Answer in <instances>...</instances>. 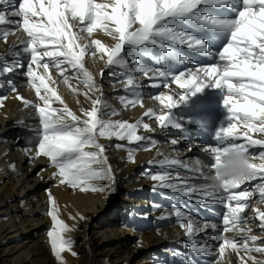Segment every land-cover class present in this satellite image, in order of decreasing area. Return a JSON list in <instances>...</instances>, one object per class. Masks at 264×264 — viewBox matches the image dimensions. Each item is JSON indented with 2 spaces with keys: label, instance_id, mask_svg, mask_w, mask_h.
I'll return each mask as SVG.
<instances>
[{
  "label": "snow or ice",
  "instance_id": "obj_1",
  "mask_svg": "<svg viewBox=\"0 0 264 264\" xmlns=\"http://www.w3.org/2000/svg\"><path fill=\"white\" fill-rule=\"evenodd\" d=\"M14 2L15 0H0V5L4 6V9L0 10V26L15 24L28 38L22 48L23 53L30 55L25 75L38 101L42 102V105H31L39 116L40 126L37 132L38 144L32 158L46 157L50 166L56 170L53 179L60 185L78 188L80 191L103 192L108 187L115 191L112 169L110 166L106 167V146L98 142L99 138L115 137L117 140H127L129 144L145 139L136 134L139 122L131 124L105 119L104 109L108 106L99 98L94 99L91 109L83 110L81 115L75 114L67 106L61 109L52 108L53 99L61 103L63 101L49 86V82L55 83L49 74L50 68H55L59 75L64 77L66 84L70 78L65 73L74 70L73 78L82 77L81 82L85 88L99 91L92 73L83 63L86 55L95 56L98 53L102 59L106 57L107 65L125 70L127 78L124 83L137 97V100L130 101L132 103L138 102L141 93L137 89L142 87L135 82L137 78L133 72L142 73L145 77L149 76V73L162 77L165 88L168 87V79L171 76L172 82L185 91L178 94L176 103H173V96H155V99L164 103V107L169 110L187 103L192 96L201 93L206 87L219 89L224 93L223 105L229 115L227 127L221 126L215 133V139L223 143L231 138L233 142L223 148L209 149L215 160L211 165V168L215 169V175L205 176L210 183H205L200 188L188 185L185 190L184 187L169 182V175L153 174L150 178L159 182L155 187L178 191L185 197L202 191L210 198L211 204L222 205L226 209L222 217V233H242L245 238L243 241H237L223 234L213 236L212 239L219 242V255L223 256L226 249L231 248L234 252L245 253V256L240 257L241 264H247L248 260H251L252 264H264V261H258L251 255L253 252L264 254V246H257L258 240L264 238V232L259 237L252 234L250 221L241 215L248 208L247 201L255 191L259 192L257 203L264 205V151L258 155L249 153V148L258 146L264 149V0H103L99 3L96 0H20L18 9L13 6L9 12L8 7L14 5ZM236 3H242V7L235 19L193 15L202 4L223 7ZM9 16L19 17L20 20L11 21ZM188 17L206 27L229 34L227 43L218 54L208 53L211 59L218 56V62L198 66L195 70L189 68L187 72L180 71L174 75H168L160 68L145 67L139 64L136 58H132V66L129 65L128 59L122 54L128 46L139 48L155 45L163 48L159 41H164L204 52L202 40L164 25L169 19ZM75 21L78 23H74ZM97 29L110 36L115 43L109 46L99 39L84 43L82 34L86 33L91 37ZM12 30L4 28L0 38L7 40L9 31ZM93 47L95 51L89 52ZM163 50L169 51L168 48ZM12 55L18 60L21 52L13 51ZM172 58L186 62L183 56ZM0 62L4 64L0 68V75L12 71L16 66H24L20 63L9 66L3 57H0ZM33 65L42 68L43 74L38 73ZM151 86L158 87L156 84ZM9 89L16 91L11 81ZM3 99L6 97H0V101ZM16 99L22 100L26 106L30 105L28 100L19 95ZM120 99L123 101L125 98ZM170 112L156 115V121L164 129L170 126L185 132L184 124L172 120ZM145 115L151 116L154 113L149 110ZM143 127L149 130L148 124H143ZM252 133L261 134V138L253 139ZM237 139H243L244 142L235 143ZM177 142V139L172 140L173 144ZM115 146L122 147L120 144ZM131 159L130 155L129 160ZM162 163L168 167H189L175 159ZM196 164L195 170L199 171L201 162L197 161ZM225 168H232L236 174L231 178H222L221 172ZM258 176L262 182L251 191L247 187L238 192L231 191L241 189L242 185L256 180ZM100 181L108 183H98ZM221 190L227 195H218ZM48 203L55 204L50 192ZM252 211L256 213L254 219L260 222L259 227L264 229V210L252 208ZM174 214L190 241L196 233L206 230L209 226L213 229L217 227L215 223H205L203 228L199 227L193 222L191 215L180 207H174ZM48 215L52 220V228L47 233L51 250L59 264H64L61 253L70 250L73 241L64 239L62 234L70 229L57 219L54 209L49 210ZM193 251L211 255L212 247L193 245Z\"/></svg>",
  "mask_w": 264,
  "mask_h": 264
},
{
  "label": "bare ground",
  "instance_id": "obj_2",
  "mask_svg": "<svg viewBox=\"0 0 264 264\" xmlns=\"http://www.w3.org/2000/svg\"><path fill=\"white\" fill-rule=\"evenodd\" d=\"M19 2L20 0H15L14 5L8 7V11L10 12L13 6L18 9ZM96 2H103V0H96ZM3 9L4 6L0 5V10ZM212 9H214L213 6L202 4L195 10L193 15H208L209 10ZM231 13L230 11H222L220 14L228 15ZM8 19L11 21L20 20L19 17L11 16H9ZM164 25L173 27L178 31H183L190 36L202 40L204 42L205 51L200 52L182 45L169 43V45H167L169 48V52L166 54L167 57L164 56V59H156L152 57L153 51L148 48L149 45H144L139 48L128 46L122 54L128 59L130 66H132V58H136L139 64L145 67L160 68L168 75H174L172 72L177 71L175 66L180 68V71L187 72L189 68L195 70L198 66H205L213 62H218V56L211 59V56L208 55V53L214 54V52L210 49L212 42L207 37V34L212 30L217 31L216 29L206 27L191 17L184 19H169L164 22ZM4 28L13 30L9 31L7 40L0 38V57H3L8 62L9 66L17 63L24 64L27 54L22 52V48L25 46L28 39L26 34L15 24H7L0 26V37L3 36ZM220 32H222L225 37L229 35L226 31ZM87 38L89 39L88 43H90L91 39H99L109 46L115 43L110 36L99 29L94 31L91 37L87 36ZM13 51L21 52L18 60L13 57ZM94 51V47L89 49V52ZM173 56H183L186 62L180 61L173 64V62L177 60L173 59ZM90 57H94L102 62L98 77L101 76V73L105 70L110 72V75L106 77L111 79V85L106 96L102 94V90L97 91L94 89L89 99L90 109L92 107V101L99 98L108 106L104 109L106 113L105 119H110L113 122H124V120L137 121L142 127L143 124L146 123L149 126V130L144 129L146 135L153 134L155 137L160 138L162 143H165L163 146L167 148L172 146L178 147L185 141L186 144L183 143V145L187 148L186 154L190 151L191 153L189 154L191 155H189L185 161H180V163L188 164L191 162L190 159H195L192 158V154L196 155L198 158H202L210 163V168H208L210 173L208 176L215 175V169L211 168L215 160L209 149L212 147L223 148L233 142L231 138L225 140L223 143L216 141L215 133L220 129V124L223 122H219L216 125L214 129L215 132L203 130L190 122L182 123L185 126V132L183 133L178 129H172L170 126L164 129L155 119L156 115L163 114H156V112L167 114L171 111L169 113L170 118L174 121L182 122L181 119L183 115L181 111L185 105L183 104L181 106L182 108H175L176 111H173V109L169 110L165 107L161 108V105H164V103L161 104V101L155 99L156 90L159 88L152 87L151 85L156 84L162 87V77H158L152 73H149V76L145 77L142 73L133 72L132 74L137 78L135 82L142 87L137 89V91L141 93L138 102L132 103L130 101L137 100V97L132 89L124 83V80L127 78L125 70L118 69L116 66L107 65L106 57L102 59L98 53L95 56H85L83 61L85 67ZM1 65L4 66L3 62H0V66ZM23 70L24 68L19 66L14 67L12 70L15 80L10 81L15 85V92L9 89V81H7V78L5 79L7 73L0 75V85H2L0 86V88H2L0 89V94L3 95L8 92L7 96L9 97L0 108V264H59V261L51 250L47 235L48 231L52 228V220L48 215V211L53 209L57 215V219L65 223L69 229H71L72 226H77L82 219L89 220L93 224L91 226V236H84L82 240V264H209V262H211V264H216L219 256L215 253L216 249L212 246L213 243L210 240L203 237L200 238V233L198 232L190 241L184 229L180 227V222L171 220L169 214L163 213L162 207L166 206L171 201V193H178V191L174 192L168 188L155 187L157 181L151 179V182L146 184V187L151 188L149 194V198L151 199L150 209L148 205L146 208H139V205H141L140 201H135L130 195L132 186L128 185L129 181L127 182V175L130 174L132 168L126 166L123 159H121V152L116 154L113 153V146H111V142L113 141L116 143H125V141L117 140L115 137L101 141V144L106 146L105 155L113 159V165H116V168L119 167L122 170V173L117 176H115L117 170L113 173L115 191H113L110 201L107 200L104 202L101 196L97 195H84L82 198L73 197V194L66 188L58 191L57 187L52 186L58 184L57 180L47 177L44 181H41L33 177L35 170L45 165V163L39 161V157L35 159L32 158L35 152V150L32 149V144L39 139L37 132L40 126L38 123L39 116L31 105L41 102L38 101V98L28 85V80L25 75L26 72L23 73ZM96 83L98 85V79ZM163 88L167 90L170 89L175 93L177 91V84L172 82L170 76L168 79V87L165 88L163 86ZM206 90L209 96L221 99V103L223 104L224 93L221 90L212 87H206ZM119 92H122V94L119 95ZM17 95L28 100L30 105L26 106L22 100L16 99ZM121 97L125 99L122 101L120 99ZM115 100L118 104L113 103ZM115 106L120 107V112H115V115L109 114V111L115 108ZM149 110H152L154 115H145ZM224 118L226 117H221V120ZM11 130H16L15 135L17 139L13 143L11 138L7 139L6 136ZM258 138L260 137H254L253 139ZM173 139H177L178 142L173 144ZM153 141V139L149 140L148 138L138 141L137 144H139L140 147H137V149H141L144 144H149ZM243 142V139H237L235 141V143ZM190 143H192L191 147ZM160 144V142L155 140L153 148L161 146ZM197 146L200 150L196 148ZM253 150L257 152L260 150L264 151V149L257 146L249 148V153L252 154L251 151ZM147 154H149L147 151L140 153V155L143 156ZM141 162L142 160H138L135 165L139 166ZM107 165L113 166L110 162L107 163ZM12 166H14V170H12ZM164 166L167 167L166 169L177 167H168L166 164ZM195 166L197 167L196 163ZM144 167H146L147 170L140 175H144V173L151 174L155 168L153 162H147ZM201 168L203 167L201 166L200 170L196 172L195 170L190 171L187 178L190 180L188 185L200 188L205 183H210V181L205 179L204 174L200 173ZM149 177H151V175ZM260 182H262L261 177L258 176L256 180L246 182L242 185L241 189H233L231 191L238 192L245 187L252 190ZM136 184L144 189L143 184H145V182L137 180ZM175 184L178 186L182 185L180 178ZM157 189H163L169 194H166L167 197H158L157 192H155ZM49 192L55 201L54 205H49L48 203ZM121 193H124V197L121 199L124 204V216L122 217L124 223H120L121 225L115 228L113 224H107L105 220L108 218L113 219ZM222 194L227 195L221 190L218 195ZM192 197L190 202L199 205L197 208L200 210L202 209L200 206H204L205 204L213 205L210 203V198L206 197L202 191L192 193ZM201 200L207 203H201ZM258 200L259 192L255 191L247 201L249 205L248 208H246L245 212L241 215L250 221L249 226L252 228V234L259 237L261 233L264 232V229L259 227L260 222L254 219L256 213L252 211V208L264 210V205L258 204ZM159 201H161V203H159ZM179 201L180 197L175 198V202ZM218 207H222V205H218ZM139 209L141 211H139ZM213 209L212 212L216 211L215 206ZM192 213L195 214L194 212ZM163 214H165V217L161 220L160 217ZM143 218H146L147 222H145ZM87 224L88 223H86L84 227L85 231L90 227ZM164 228L167 229L165 233L162 234L161 230ZM69 231L62 234L64 239L70 236ZM90 237L98 242L94 243ZM139 237H143L146 242L143 243V240H140ZM229 237L237 241H243L245 238L242 233L237 234L236 232H230ZM134 238H137V243L134 242L136 241ZM131 243L136 244L138 247H131ZM193 245L196 247L211 246L212 254L206 255L193 251ZM257 246H264V238L258 240ZM155 253H158V255H155ZM235 255L240 260L241 256H245V253L236 252ZM251 255L258 261H264V254L253 252ZM61 256L64 260V264L71 263L67 260L65 252L61 253ZM247 264H252V261L248 260Z\"/></svg>",
  "mask_w": 264,
  "mask_h": 264
},
{
  "label": "rangeland",
  "instance_id": "obj_3",
  "mask_svg": "<svg viewBox=\"0 0 264 264\" xmlns=\"http://www.w3.org/2000/svg\"><path fill=\"white\" fill-rule=\"evenodd\" d=\"M74 23H78V21H75ZM84 36V43H88L89 39L87 38V34L83 33L82 34ZM159 43L163 44V48H168L167 45H169V42H164V41H159ZM5 45V44H4ZM7 46V44H6ZM148 48H150L153 52H152V57L156 58V59H160L158 58V53L159 51L157 49H161L162 51V57H167V53L163 50L162 47H156L155 45H149ZM169 49V48H168ZM169 52V51H168ZM29 54L26 55V58L24 60V70L23 73L26 72L27 69V65L29 63L30 60V55ZM47 59V58H46ZM43 63V61L41 62ZM86 69L88 71H90L93 75V79L94 82L96 84V86L98 87V89L102 92V94L104 96H106L108 94V90L110 87V83H111V79H108V77L110 75L109 71H103V76H99L98 74L101 70V65L102 62L99 61L98 59H95L94 57H90L88 59V61L86 62ZM173 64H176V62L174 61ZM3 65L0 66V68H2ZM33 68L40 74H43V69L42 68H36L35 65H33ZM110 69V68H108ZM73 71L74 70H69L68 72L65 73L66 76H68L69 79V83H64V77L60 76L59 73L56 71L55 68H50L49 70V74L53 77L55 83H51L49 82V86L52 87L56 92L57 95L60 97V100L63 101V103H61L60 101H57L55 99H53V102L51 104L52 108H56V109H61L65 106H67L69 108V110H71L72 112H74L77 115H81V112L83 110H90L89 107V99H90V95L94 92V89H88L85 88L82 81V77L80 78H73ZM180 72V71H178ZM27 77V76H26ZM7 78V81L10 80H15L12 71L8 72L6 74L5 79ZM4 79V80H5ZM98 79V85L96 83ZM28 80V78H27ZM157 82V81H156ZM28 85L30 86L32 92L35 94L34 89L31 87V85L28 83ZM158 88L156 90V95H167V96H173V103H176L179 99L178 94H183V92L185 91L184 89H180L179 86L177 85V91L175 93H173V91H171L170 89H164L163 86L161 87L160 85H158ZM2 89V88H0ZM207 90L206 88H204L202 90L201 93L196 94L195 96H192L190 99L192 100H188L187 103H184L185 106H183V110L181 111L183 118L181 119L182 122L181 123H187L190 122L192 124H194V126H199L200 128H202L203 130L206 131H214L215 132V127L219 122H223L220 124V126H224L227 127L228 121V115L229 113L227 112L226 108L223 105V108L218 105L216 98H213L211 96H209V94L206 93ZM8 94V92H7ZM7 94H0V97H6V99H3L2 101H0V108L2 107V105H4V103L9 99V97L7 96ZM122 92H119V95H121ZM42 103V102H41ZM114 104H118V102H113ZM161 104H163L161 102ZM183 104H180L178 107L176 108H182ZM161 108H164V105H161ZM173 111H176V109H173ZM115 112H120V107L119 106H115V108L111 109L109 111V114L115 113ZM176 114H178L177 112H175ZM156 114H165L162 112H156ZM221 117H226L223 120H221ZM132 118V117H130ZM144 120V119H143ZM124 122L127 123H131V124H135L137 123V121H132V120H124ZM133 122V123H132ZM16 130H11L9 132L7 136L8 138H11L12 143L16 141L17 137L15 135ZM136 134L140 135L144 138H148L149 140H157L158 142H160L161 146L159 147H154L153 148V142L149 143V144H144L143 148L141 149H137V147H140L139 144H137V142H134L132 144H129L127 140H122L125 141V143H116L115 141L111 142V146H113V150H114V154L121 152L122 154L120 155L121 159H123V161L125 162L126 166L132 168V171L130 172L129 175H127V182L129 186H132L131 188V193L130 195L133 197V199L135 201H140L139 205L140 209L143 207H148L151 205L150 201L151 199L149 198V194L151 191L150 187H146L147 183L151 182V178L149 177L150 175L153 174H161V175H169L170 180L169 182L171 183H175L179 178H180V182L182 183V185H179V187H184L185 189H187V185L190 182V180H188V176L190 171H194L196 169L195 163L196 161H200L202 162V167L201 168V172L202 174H204V176H208L209 175V170L208 168H210V163L207 162L206 160L202 159V158H198L196 155L192 154V158L195 159H190L191 162L188 163L187 165L189 166L188 168H182L179 167L177 165V167L171 168V169H166L167 167L164 166L165 164H163L162 162L168 159H175L178 160L179 162H183L185 161L189 155V153H191L190 151L187 152V148L183 145L186 144L185 141H183V143H181L180 146L178 147H164L163 145L165 144L164 142L162 143V141L160 140V138L155 137L153 134L152 135H146V132H144V127H142L141 125H139V127L136 129ZM210 134V133H208ZM211 135V134H210ZM21 136V135H20ZM252 138L254 137H260L261 138V134L259 133H252L251 134ZM107 140L109 138H99L98 142L101 144L102 140ZM38 144V140H36L35 143L32 144V149L35 150L36 145ZM120 144L122 145V147L117 148L115 145ZM192 143H190V146ZM194 147V146H193ZM196 148H198V150H200V148L197 146ZM147 151V153L149 152V154L143 156L140 155V153H143ZM263 150L260 151H256L253 150L251 151L252 154L254 155H258L259 152H261ZM131 155L132 159L129 160V156ZM107 158V162L111 163V165H113V159L110 158L108 155H105ZM138 160H142V162L140 163V165H135ZM39 161L45 163L44 166H40L35 170L34 173V178L35 179H39L41 181H44L45 178L47 177H51L53 178V173L56 171L53 167L50 166L49 161L47 160L46 157H39ZM147 162H153L154 163V169L151 172V174L148 173H144V175H140L143 172H145V170H147L146 167H144L146 165ZM259 163V161H257ZM135 166V167H134ZM106 167H108V165H106ZM112 169V172H116L115 176L119 175L122 173L121 168L117 167L116 165L110 166ZM196 172V170H195ZM143 181L145 182V184H143L144 189L140 188L137 184L136 181ZM98 183L101 184H106L108 182L105 181H100ZM159 182L157 181V184ZM53 187H57V190H63V188H66L70 193L73 194V197H84V195H97V196H101V199L105 202V201H110V199L112 198V194L113 191L111 190V187H108L106 191L103 192H93V191H80L78 188H71L68 187L66 185H60L58 184H54L52 185ZM148 190H147V189ZM251 191V189H250ZM155 192H157L158 197H167L166 191H164L163 189H157L155 190ZM223 195V194H222ZM171 201L169 202V204H167L166 206L162 207L163 213H167L169 214V218H171V220H177L178 222H180L178 220V218L175 216L174 214V207H180L181 210H185L187 213H189L191 215L193 219V222L195 224H197L199 227L203 228L205 223H214L215 221L218 222L219 224V229L216 230V234H212L211 237L216 236V235H226L228 238L229 237V233H222V229H223V222H222V217H223V213L226 211V209H223V207H218L219 204L217 205H210V204H205L204 206H200L202 209L200 210L199 208H197L199 205L191 203V199L192 194L190 197H185L183 196L180 192H176V193H171ZM120 200H118V205L115 208V213H114V217L112 218H108L106 219V223L107 224H113V226L115 228H118L121 224L120 223H124V220H122L123 212H124V204H123V197H124V193H121L119 195ZM180 197V201L179 202H175V198ZM163 201V200H162ZM190 204H189V202ZM206 202V201H204ZM159 203H161V201H159ZM207 203V202H206ZM234 203V202H233ZM216 207V211L212 212L213 207ZM164 208V209H163ZM206 208V209H205ZM212 208V209H211ZM139 209V211H141ZM150 209V207H149ZM206 210V211H205ZM210 211V212H209ZM192 212H194L195 214H193ZM221 214H219V213ZM223 212V213H222ZM165 214L161 215L160 219L163 220V217ZM197 218H196V217ZM200 216V217H199ZM143 220L145 222H147L146 218ZM185 223L187 221H184ZM86 223H88L87 225L90 226L86 231L84 229ZM93 224L86 219H82L79 224L77 226H72V228L70 229L69 233L70 236L65 237V239L71 240L73 241V246L70 250H66L65 251V256L67 258V260H69L71 263L69 264H82L83 262V256L81 254L82 252V246H83V237L86 236L88 237L89 235L91 236V226ZM145 226V224H144ZM203 226V227H202ZM167 228H164L161 230V233L164 234ZM210 229V226L204 230L199 232L200 233V238L203 236H210V233L208 232V230ZM207 231V232H206ZM203 235V236H201ZM64 238V237H63ZM91 238V237H90ZM204 238V237H203ZM209 238V237H208ZM92 239V238H91ZM140 240H143L142 242L145 243L146 240L143 237H139ZM134 242H138L137 238H134ZM92 241L98 242L95 239ZM133 248H137L138 246H136V244L131 243L130 245ZM216 247V251L215 253L218 254L219 258L216 262V264H241V261L236 257V252L232 251L231 248L226 249L225 253L223 256H220L218 253V249H219V242L216 241L215 244ZM147 253V252H145ZM155 255H158V253H155ZM172 262V261H171ZM174 263V262H172Z\"/></svg>",
  "mask_w": 264,
  "mask_h": 264
},
{
  "label": "clouds",
  "instance_id": "obj_4",
  "mask_svg": "<svg viewBox=\"0 0 264 264\" xmlns=\"http://www.w3.org/2000/svg\"><path fill=\"white\" fill-rule=\"evenodd\" d=\"M235 174L236 173L234 172V170L232 168H225L221 172V177L222 178H231Z\"/></svg>",
  "mask_w": 264,
  "mask_h": 264
}]
</instances>
